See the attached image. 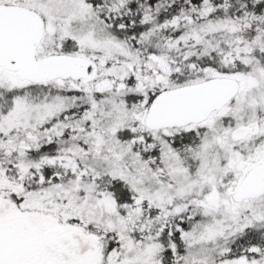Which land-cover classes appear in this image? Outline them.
<instances>
[{"label": "snow or ice", "instance_id": "1", "mask_svg": "<svg viewBox=\"0 0 264 264\" xmlns=\"http://www.w3.org/2000/svg\"><path fill=\"white\" fill-rule=\"evenodd\" d=\"M0 264H264V0H0Z\"/></svg>", "mask_w": 264, "mask_h": 264}]
</instances>
